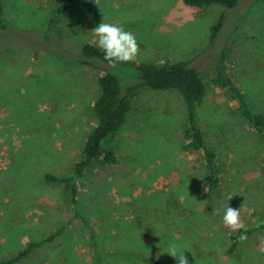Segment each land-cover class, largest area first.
<instances>
[{"label":"rangeland","instance_id":"1","mask_svg":"<svg viewBox=\"0 0 264 264\" xmlns=\"http://www.w3.org/2000/svg\"><path fill=\"white\" fill-rule=\"evenodd\" d=\"M62 1L0 0V260L62 227L56 242L20 264H147L138 254L177 264L167 254L173 244L189 264H264V230L229 253V237L239 229L223 222L227 204L240 208L242 229L264 219V146L227 89L211 83L223 53L227 74L251 109L264 113V0H238L233 11L183 0H77L49 27ZM222 14L224 27L210 41ZM100 22L135 36L133 62L198 65L207 86L198 126L225 167L218 187L203 189L202 152L181 148V94L142 90L109 144L117 162L97 163L76 181L77 209L94 232L95 249L63 184L44 175L69 176L79 161L96 125L99 74L119 75L123 92L137 82L133 62L95 70L72 58L81 44H96L87 30Z\"/></svg>","mask_w":264,"mask_h":264},{"label":"trees","instance_id":"2","mask_svg":"<svg viewBox=\"0 0 264 264\" xmlns=\"http://www.w3.org/2000/svg\"><path fill=\"white\" fill-rule=\"evenodd\" d=\"M77 0H63L55 10V16L49 22L56 23L58 16L66 12ZM186 5L197 8H208L212 5H220L229 10L238 7V0H183ZM4 8L0 3V26L6 29L2 18ZM226 17L222 14L210 27V41H213L223 29ZM77 54L73 57L79 64L101 70V63L108 64L104 59V53L93 42L81 44ZM224 55L221 53L220 60L214 64L213 85H220L227 89L232 105L238 111L253 130L264 146V113L254 112L246 95L234 84L227 74ZM132 67L137 73V82L129 86L124 92L122 90L121 78L119 75L105 72L99 74L97 84L100 93L94 103V116L96 125L88 132L82 146V154L78 162L71 167L69 176L56 177L48 173L44 175L47 183H62L65 195L74 207L75 215L80 217L82 222L90 230L91 240L95 249L98 244L87 219L80 215L77 209V188L76 181L83 175L84 171L99 163L104 166L114 165L117 156L114 149L109 145L112 139L119 133L132 109L133 98L144 89L152 91L174 90L181 94L184 103V128L183 142L181 148L186 151L203 154V180L202 187L206 191H214L220 182L221 173L225 164L218 159L217 154L208 146L203 131L198 126L197 109L207 95V86L201 75V69L191 61H163V62H133ZM261 167L264 171V156L261 159ZM256 230H264V219L256 227L242 229L230 235L229 253L234 251L241 241V236H250ZM63 228L57 229L45 238L29 242L16 255L1 259L0 264H20L35 250L40 249L46 243L56 242L62 234ZM144 240V239H143ZM147 241L146 239L144 240ZM134 255V254H133ZM147 264H167L160 258H149L142 254L137 255Z\"/></svg>","mask_w":264,"mask_h":264},{"label":"clouds","instance_id":"3","mask_svg":"<svg viewBox=\"0 0 264 264\" xmlns=\"http://www.w3.org/2000/svg\"><path fill=\"white\" fill-rule=\"evenodd\" d=\"M96 37V44L104 53V59L108 61L109 67L115 68L118 63H128L136 60L139 54V45L135 36L115 24L100 22L93 30ZM232 195L228 196V201ZM224 224L232 230H238L244 225L240 219V208L234 209L226 205L225 214L223 216ZM241 241L246 236L240 237ZM167 254L176 259L177 264H189V259L184 252L178 254L175 244L170 245Z\"/></svg>","mask_w":264,"mask_h":264},{"label":"crops","instance_id":"4","mask_svg":"<svg viewBox=\"0 0 264 264\" xmlns=\"http://www.w3.org/2000/svg\"><path fill=\"white\" fill-rule=\"evenodd\" d=\"M88 28H89V27H88ZM88 28H87V29H88ZM87 31H88L89 34L92 33V30H91L90 28H89V30H87ZM229 77H230V76H229ZM233 82H234V84H235V81H234V80H233ZM217 86H218V85H217Z\"/></svg>","mask_w":264,"mask_h":264}]
</instances>
